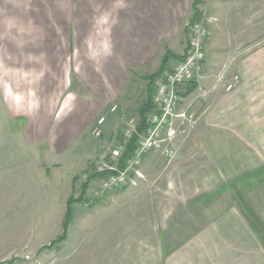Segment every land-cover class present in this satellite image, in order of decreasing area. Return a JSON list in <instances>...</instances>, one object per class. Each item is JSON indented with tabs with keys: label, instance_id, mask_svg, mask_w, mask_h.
I'll return each mask as SVG.
<instances>
[{
	"label": "crops",
	"instance_id": "1",
	"mask_svg": "<svg viewBox=\"0 0 264 264\" xmlns=\"http://www.w3.org/2000/svg\"><path fill=\"white\" fill-rule=\"evenodd\" d=\"M191 5L193 8L191 0H0V19L75 22V29L73 26V31L64 33L76 37L75 49L31 47L29 55L33 61L29 60L25 68H32L34 76L30 77L32 70L25 71L28 74L15 82L18 91H9L5 82L12 79L8 75L20 63L16 65V58L12 57L3 60L5 67H0V264H36L50 256L48 247L63 234L68 203L79 185L74 169L84 164V158L72 153V149L82 147L80 138L84 129L94 124L93 118L102 116L115 104L124 108V102L132 99L130 95L139 82H146L148 89L151 87L147 78L161 70L166 53L173 56L186 53L190 22L180 33L178 45L174 44L175 38L166 49L164 44L175 21L189 17ZM95 21L114 23L109 26L107 50L88 59L84 58L81 44L86 36L82 22ZM41 52L46 56L38 63L36 54ZM76 53L77 59L69 67L68 56L74 58ZM73 77L79 79L76 88ZM83 86L91 96H82ZM215 87L214 91L224 89L222 82H216ZM235 92L239 93V87ZM150 102L148 92L145 104ZM144 105L137 108L138 114ZM194 106L195 103L192 111ZM197 147L194 142L183 145L182 158L186 163L190 159L188 150ZM157 155L150 153L149 161L160 156ZM197 162L201 175L210 178L212 168L200 159ZM165 165L168 169L173 167L166 161ZM145 168L147 162L146 167L145 163L142 166L146 177ZM172 169L162 174L168 185L155 206L150 205L151 191L141 188L143 181L140 188L130 187L136 191L129 204L136 201L146 214L150 205L162 215L151 232L158 256L154 260L153 256H142L143 264L154 261L155 264H264V244L255 236L252 224L246 226L236 210L205 203L210 201L204 194L198 200L180 201L169 183L184 174ZM128 189L114 193L105 204L117 201ZM200 205L203 208L197 207ZM165 206L166 213L172 214L166 220ZM196 210L206 215L197 218ZM178 211L186 213V220L175 223L172 220ZM140 228L144 229L140 234L146 243L147 223ZM66 241L57 246L61 249ZM119 258L122 264H132V256ZM99 259L106 264H116L117 260L115 256Z\"/></svg>",
	"mask_w": 264,
	"mask_h": 264
},
{
	"label": "rangeland",
	"instance_id": "2",
	"mask_svg": "<svg viewBox=\"0 0 264 264\" xmlns=\"http://www.w3.org/2000/svg\"><path fill=\"white\" fill-rule=\"evenodd\" d=\"M198 1L202 19H214L206 44L204 79L198 84L195 93L184 99L183 109L195 100L193 112L198 122L189 136L177 138L174 144L177 155L171 163L173 167L168 169L165 158L159 153L160 156L153 157L151 161L149 156L144 158L145 167L147 162L145 168L147 176L141 188L151 191L152 206L168 185L162 174L172 168L173 172L178 169L177 172L184 176H175L169 184L180 201L198 200L204 194L205 199L210 201L205 200V203L215 207L222 205L224 206L222 209L236 210L246 226L250 227V222H253L258 227L255 229V236L264 244V0ZM193 2L194 0H191V4ZM193 14L191 5L189 17L183 21H175L170 35H167L165 49L173 43L170 41L173 38L176 39L174 44L178 45L179 35L184 32ZM112 23L114 22H82L86 31V36L81 41L85 50L84 58L98 56L107 50L109 26ZM73 26L75 29V22L0 19V67H5L3 63L12 57L16 58V65L20 63L12 71L13 74L8 75L12 79L5 82L9 91L12 89L18 91V84L15 82L28 74L25 71L32 70L25 68L29 60L33 61V56L29 55L31 47L55 46L57 51L63 50L65 46L68 50L75 47L76 37L73 33L69 36L68 33L67 35L64 33L65 30L73 31ZM172 49L178 52L175 46ZM78 54L76 53L74 58L68 56L69 67L73 59H77ZM45 56L43 52L36 54V62H43ZM176 63L178 62L171 61L169 69ZM33 73L32 70L30 77L34 76ZM233 75H239L241 79L237 86L239 87L237 94L233 93L237 88L231 92L233 94L225 90L226 82ZM36 76L38 78L39 74ZM40 76L42 77L43 73ZM221 78L224 80H220ZM78 80V77H73V88L78 87ZM216 82H222L224 89L214 91ZM199 88H202L204 93ZM134 89L130 95L132 99L124 102V108L115 104L119 111L115 116L109 117L104 138L95 139L92 135L95 122L99 118L97 116L93 118L94 124L84 129L80 138L82 147L72 149V153L84 158V164L83 166L79 164L75 167L76 170L74 169L76 173L78 172L76 181L79 185L72 198H79V201L76 203L78 206H73L69 237L61 249L57 245L48 249L52 252L50 256L36 264H106L99 259L100 256H115L116 264L123 263L119 256H132V264H143L145 258H141L142 256H153L152 260L155 259L154 256H158L151 232L152 227L156 228L161 214L153 211L150 205H147L146 214L145 210L142 211L143 206L136 201L129 204V198L135 194L133 193L136 191L135 188H129L117 201L105 204L107 198H111L114 193L97 195L98 178L91 176L95 166L103 160L105 148L111 144V138L121 132L128 120L131 118L137 120L139 116L137 108L147 102V83L141 81ZM85 95L90 93L83 86L82 96L86 97ZM85 103H92V100H85ZM107 111H104L103 115ZM190 142L197 143L199 148L188 150L190 159L189 163H186L182 158L185 152L182 148ZM197 159L202 163L207 162L208 167L212 168L213 174L210 178L201 175ZM187 170L191 173H187ZM86 176H91L88 180L90 183ZM87 182L88 192L84 194L83 187ZM140 184L141 182L137 187ZM121 191L123 190L119 192ZM197 207L203 208L201 205ZM166 211L165 206L163 212L165 220L172 216ZM185 215L186 213L178 211L172 221L175 223L185 221ZM203 215H206L203 211L196 210L195 217L201 218ZM145 223L149 235L146 243L140 234L141 230H144L140 227Z\"/></svg>",
	"mask_w": 264,
	"mask_h": 264
},
{
	"label": "built area",
	"instance_id": "3",
	"mask_svg": "<svg viewBox=\"0 0 264 264\" xmlns=\"http://www.w3.org/2000/svg\"><path fill=\"white\" fill-rule=\"evenodd\" d=\"M213 22L214 19L207 18L189 25V40L183 60L166 70L153 86V109L146 115L145 128L141 129L139 117L137 120L131 118L121 132L111 138L103 160L91 174L98 178L97 195L137 187L140 181L146 180L142 166L144 158L150 153L161 154L168 165L174 161L177 138L189 136L198 122L192 111L195 101L183 109L185 98L182 92L187 86L199 84L203 79L207 61L206 44ZM240 82L239 75L231 76L225 84L226 92H233ZM118 111L119 107L114 105L96 120L92 131L95 139L105 137L109 117L115 116ZM91 176H86V180Z\"/></svg>",
	"mask_w": 264,
	"mask_h": 264
},
{
	"label": "trees",
	"instance_id": "4",
	"mask_svg": "<svg viewBox=\"0 0 264 264\" xmlns=\"http://www.w3.org/2000/svg\"><path fill=\"white\" fill-rule=\"evenodd\" d=\"M200 5L198 0H194L193 2V10H194V14L193 17L190 21V24L200 21L202 19V13L200 12V10L198 9V6ZM183 60V56H173L171 53H166V55L163 58L162 61V67L161 70L154 74L151 77L147 78V81H149V84L151 87H149L148 92L151 98V94H152V86L154 85V83L163 75V73L168 69V65L171 61H176L179 62ZM198 89V84H192L186 87L185 91L182 92V95L184 98L189 97L190 95H192L193 93H195V91ZM153 109L151 102L145 104L141 109H140V113H139V118H140V124H141V129L145 128V119H146V115ZM88 187L89 184L87 182V184L84 185L83 187V191L84 194L86 192H88ZM83 195V193H82ZM79 198L75 199V198H71L69 200L68 203V208H67V213H66V217H65V222L63 225V234L56 240L54 241L49 247L48 249H52L55 245H58L62 242H65L68 238V234H69V228L70 225L73 221V205H75L76 203H78ZM252 224V226L257 230L258 227L253 223L250 222Z\"/></svg>",
	"mask_w": 264,
	"mask_h": 264
}]
</instances>
